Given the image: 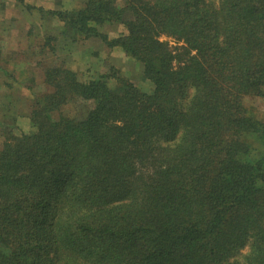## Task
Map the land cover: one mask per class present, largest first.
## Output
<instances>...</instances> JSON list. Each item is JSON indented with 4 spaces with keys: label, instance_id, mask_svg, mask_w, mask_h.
<instances>
[{
    "label": "trees",
    "instance_id": "trees-1",
    "mask_svg": "<svg viewBox=\"0 0 264 264\" xmlns=\"http://www.w3.org/2000/svg\"><path fill=\"white\" fill-rule=\"evenodd\" d=\"M118 2L37 7L62 24L40 54L99 37L152 89L44 63L34 130L3 131L0 264H264V114L243 102L264 96V0ZM73 102L82 117L60 113Z\"/></svg>",
    "mask_w": 264,
    "mask_h": 264
},
{
    "label": "rangeland",
    "instance_id": "rangeland-1",
    "mask_svg": "<svg viewBox=\"0 0 264 264\" xmlns=\"http://www.w3.org/2000/svg\"><path fill=\"white\" fill-rule=\"evenodd\" d=\"M213 1L216 6L217 0ZM81 2L82 0H0V66L9 70L17 69L19 73L16 76L18 81L14 83L11 75L0 71V146L3 131L19 135L34 130L29 119L30 99L34 93L44 89V63L62 62L79 73L81 80L103 73L109 74L114 68L119 75L128 78L144 91L152 89L150 81L143 75L141 63L127 56L119 46L108 47L99 37H77L70 40L58 34L57 40L53 42L54 52L48 47L45 55L38 52L43 37L50 33L57 34L62 24L56 18L41 16L37 7L72 9ZM118 3L121 4L122 0ZM98 29L107 33L109 38L125 32L123 25L114 23L102 25ZM160 39L173 44L172 39L164 35ZM109 81L114 82L113 79ZM7 84L14 86L10 88ZM243 102L257 117L263 116L264 96H245ZM86 109L82 103L73 102L62 107L60 113L82 117ZM248 139L253 148L251 156L255 157L260 146L258 139L253 135ZM246 250L247 247H244L240 252L244 253Z\"/></svg>",
    "mask_w": 264,
    "mask_h": 264
},
{
    "label": "crops",
    "instance_id": "crops-1",
    "mask_svg": "<svg viewBox=\"0 0 264 264\" xmlns=\"http://www.w3.org/2000/svg\"><path fill=\"white\" fill-rule=\"evenodd\" d=\"M6 3V2H5Z\"/></svg>",
    "mask_w": 264,
    "mask_h": 264
}]
</instances>
